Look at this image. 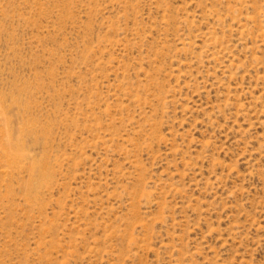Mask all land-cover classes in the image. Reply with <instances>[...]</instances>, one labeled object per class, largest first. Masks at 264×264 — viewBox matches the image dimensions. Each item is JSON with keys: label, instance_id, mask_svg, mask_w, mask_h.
I'll return each mask as SVG.
<instances>
[{"label": "rangeland", "instance_id": "obj_1", "mask_svg": "<svg viewBox=\"0 0 264 264\" xmlns=\"http://www.w3.org/2000/svg\"><path fill=\"white\" fill-rule=\"evenodd\" d=\"M0 264H264V0H0Z\"/></svg>", "mask_w": 264, "mask_h": 264}]
</instances>
